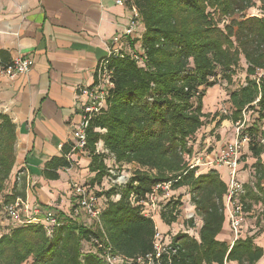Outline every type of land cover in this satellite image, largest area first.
Here are the masks:
<instances>
[{
	"label": "trees",
	"instance_id": "obj_1",
	"mask_svg": "<svg viewBox=\"0 0 264 264\" xmlns=\"http://www.w3.org/2000/svg\"><path fill=\"white\" fill-rule=\"evenodd\" d=\"M257 1L262 3L261 13L248 14ZM133 4L144 31L137 39H128L127 45L132 50L139 43L142 61L130 53L108 57L113 87L106 108L90 121L87 152L92 159V185L111 176L108 159L117 164L133 162L139 168L127 182L100 193L107 203L95 226L78 223L62 211L57 212L51 233L42 223L15 225L0 236V264H23L29 259L30 264H104L94 251H82L83 243L91 244L95 238L115 254L145 257L154 252L157 225L132 204L130 195L144 196L161 183H170L172 190L187 187L202 220L199 239L185 232L173 236L175 252L163 255L162 264H258L263 258L255 235L240 237L233 245L218 239L226 220L227 184L215 169L197 174L185 154L195 150L192 141L207 117L216 120L219 114L204 112L207 90L221 79L231 84L243 57L246 83L228 93L229 115H221L215 127L226 119L236 123L244 109L259 112L241 133L249 138L248 148L256 159L254 182L244 185L242 200L246 212L264 203V74L259 75V70L264 71V0H133ZM16 142L15 123L0 112V192L16 161ZM99 145L104 151H98ZM67 152L46 162L45 178L57 180L60 168L71 167ZM116 194L120 199L112 200ZM25 197L24 192L10 193L4 195V203ZM181 204V198L171 197L162 207L161 220L167 225L176 222ZM187 224L194 227V219Z\"/></svg>",
	"mask_w": 264,
	"mask_h": 264
},
{
	"label": "crops",
	"instance_id": "obj_2",
	"mask_svg": "<svg viewBox=\"0 0 264 264\" xmlns=\"http://www.w3.org/2000/svg\"><path fill=\"white\" fill-rule=\"evenodd\" d=\"M130 17V9L117 5L115 0H0V56L3 62L24 56L34 61L29 73L0 80V112L8 115L17 129L16 161L10 177L15 178L14 183L17 181L13 192H24L29 205L40 207L43 215L47 210L56 217L58 211L75 215L72 184L87 185L94 176L89 168L92 159L88 152L72 151L73 133L82 121L88 101L83 91L93 85L95 70L107 56L111 39L125 29ZM141 27L143 32L144 26ZM208 93L207 90L204 100ZM231 125L235 128L232 120L222 121L215 129L216 137L207 136L206 148L197 150L194 155L200 159L197 174L215 169L227 187V168L209 163L214 162L223 145L234 140V131L228 135ZM262 128L264 130V121ZM210 146L213 149L208 150ZM64 150L68 151L66 157L71 161V167L60 168L57 180L45 178L46 162L62 156ZM261 158L264 165V152ZM255 162L248 143H245L238 173L244 185L254 182ZM262 184L264 186V179ZM182 188L186 190L181 199L185 205H180L177 221L167 225L159 217L157 228L173 236L185 232L199 239L202 220L196 215V206L187 187ZM196 217L200 223L190 227L187 222L195 221ZM182 218L186 219L185 224ZM177 224H182L184 229L174 234ZM241 233L243 238L255 235V243L264 250V203L259 202L246 212ZM218 239L229 245L235 242L227 215ZM263 263L264 256L258 264Z\"/></svg>",
	"mask_w": 264,
	"mask_h": 264
},
{
	"label": "built area",
	"instance_id": "obj_3",
	"mask_svg": "<svg viewBox=\"0 0 264 264\" xmlns=\"http://www.w3.org/2000/svg\"><path fill=\"white\" fill-rule=\"evenodd\" d=\"M115 2L117 5L128 7L131 11V17L125 29L111 39L107 56L99 62L95 70L93 85L83 91L87 95L88 101L84 108L82 121L73 133L75 139L72 149L73 152H87V129L89 128L90 121L94 116L100 114L102 110L106 108L107 97L110 89L113 87L114 74V70L108 65V57L111 55L123 56L124 54L130 53L137 61H142L141 54L137 55L131 52V49L127 45L128 39H137L140 36L143 23L139 10L133 4V0H115ZM137 44L139 47V43ZM33 65L34 61L29 56L18 57L8 64H5L0 56V80L3 77L12 79L18 75L27 74L31 71ZM262 74H264V71L259 70V75ZM224 112L228 113V110ZM258 116V111L244 109L242 118L235 123L234 140L223 145L214 162L209 163L216 164L220 167H226L228 170L229 180L228 190L225 196V210L235 241L242 236L241 231L246 218V211L242 200V196L245 193L244 184L239 179L238 173L241 148L245 143L249 142V138L247 136L242 138L241 133L245 127L251 125ZM98 151H104L103 147L99 145ZM185 158L191 168L199 166V158L189 154H185ZM106 183H111V186L122 184L120 181L111 178H108ZM106 183H102L99 187L104 188ZM71 191L72 195L76 198L75 215L82 213L90 219L99 222L105 204L101 202V198L97 195L96 190L86 184L74 182ZM173 194L174 190H172L170 183H161L155 185L153 189L144 196H138L132 193L130 195V200L133 205L141 207L144 216L153 219L156 223L157 218L161 217L163 205L174 196ZM120 197V194H116L112 196V200L116 201L120 199ZM105 200L107 201V199ZM4 209L7 216L18 225L42 223L45 225L48 232L51 233L54 226L57 224V217L52 211H44V215L38 217V214L41 213V208L38 206L31 207L28 201L22 198H17L14 202L5 205ZM172 238L173 235L162 233L157 228L154 252L145 257L133 259L115 254L112 248L104 243L102 239H93L91 246L92 251L99 254L104 264H162L163 255L169 254L171 251L175 252L172 246Z\"/></svg>",
	"mask_w": 264,
	"mask_h": 264
},
{
	"label": "rangeland",
	"instance_id": "obj_4",
	"mask_svg": "<svg viewBox=\"0 0 264 264\" xmlns=\"http://www.w3.org/2000/svg\"><path fill=\"white\" fill-rule=\"evenodd\" d=\"M261 5L262 3L260 1H257L256 6L250 8L247 13L248 14H260L261 10ZM217 16V15H216ZM236 17H239V15H236ZM229 20V19H228ZM225 22V21H224ZM224 23H221V26H223ZM131 52L140 55V48L138 47V44H136L135 48L131 50ZM137 60V59H136ZM247 64L245 59L242 57L241 59V63L238 67H236V71L235 74L233 76V80L232 83L229 84L227 83L226 80L221 79L219 84H217L216 86L212 87L211 89H208V95L204 100V112L207 114H218V116H216V120L213 119V117H207L206 124L204 126V128L201 129V134L199 135V137L195 138L192 143H194V145H196V149L193 151L191 156H194L196 153V151H200L201 149L206 148L207 143L205 142L206 137L208 136H214L216 137V127H213V124L216 125V122L220 119L221 115H228L226 114L224 111L229 109V107H231V104L229 103V95L228 93L232 90H235L237 88H239L241 85L246 83V77H247ZM220 78V76H219ZM234 131V127L233 125H231L228 129V135L230 133H233ZM235 132V131H234ZM228 142V141H226ZM209 149H213V146H210L208 148ZM241 152L242 154L244 153V146L241 148ZM244 157V156H242ZM198 158V157H196ZM107 164L108 166L111 168V176H106L102 183H106V180L108 178H111L113 180L116 181H120V183H124L126 181H128L133 174L135 173V171L139 168V166L136 163H123V164H117L115 163V161L113 159H108L107 160ZM15 179V178H14ZM14 179H11V177H9V179L6 180L5 182V187L3 189L2 192H0V236L10 233L12 228H14L15 225H18L17 223H15L13 220H11L7 214L5 213V205H7L6 203H4V195L10 194V193H14L13 190L15 189V185L17 183V181L15 180V183L13 182ZM92 179V178H91ZM91 179H89L87 181V185L90 186L92 189L96 190L97 195L101 198V202L103 204H106L107 201L105 200L106 197L100 195V193H103L106 190H109L112 186L111 183H106V186L104 188L99 187V185H92L91 184ZM13 180V181H12ZM185 188H181V190L179 189V191L177 190L176 192H174V196L175 197H181V199H183V192H185ZM189 202V201H187ZM182 203L185 205V202ZM9 204V203H8ZM189 204V203H187ZM43 212L40 213L41 216L38 217H42ZM67 215L69 214V212L66 213ZM39 215V214H38ZM73 218L78 221V223L87 225V226H95V224L97 223V221L90 219L89 217H87L86 215L80 213L77 216L73 215ZM183 222L185 224L186 219L182 218ZM200 223V220L198 217H196L195 219V224L197 227V224ZM178 225V226H177ZM175 227V232L174 231H170V232H174V234L177 233V231L183 230L184 227L182 226V224H177ZM83 253L86 254L90 251H92V246L91 244L84 242L83 243ZM31 260H27L26 262H24L23 264H30Z\"/></svg>",
	"mask_w": 264,
	"mask_h": 264
}]
</instances>
